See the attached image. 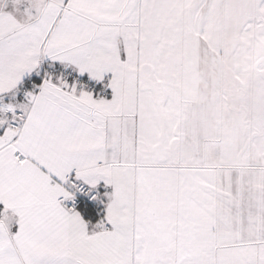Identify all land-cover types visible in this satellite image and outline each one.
Wrapping results in <instances>:
<instances>
[{"label": "snow or ice", "instance_id": "snow-or-ice-1", "mask_svg": "<svg viewBox=\"0 0 264 264\" xmlns=\"http://www.w3.org/2000/svg\"><path fill=\"white\" fill-rule=\"evenodd\" d=\"M0 264H264V0H0Z\"/></svg>", "mask_w": 264, "mask_h": 264}]
</instances>
